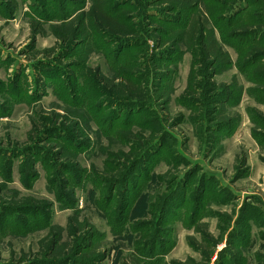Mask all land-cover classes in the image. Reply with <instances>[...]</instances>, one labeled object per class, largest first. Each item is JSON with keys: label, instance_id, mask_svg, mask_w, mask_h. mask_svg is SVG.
<instances>
[{"label": "rangeland", "instance_id": "1", "mask_svg": "<svg viewBox=\"0 0 264 264\" xmlns=\"http://www.w3.org/2000/svg\"><path fill=\"white\" fill-rule=\"evenodd\" d=\"M15 1L0 12V264H264V0H199L225 15L210 28L227 68L191 43L182 5L115 0L129 37L71 40L93 0Z\"/></svg>", "mask_w": 264, "mask_h": 264}, {"label": "trees", "instance_id": "2", "mask_svg": "<svg viewBox=\"0 0 264 264\" xmlns=\"http://www.w3.org/2000/svg\"><path fill=\"white\" fill-rule=\"evenodd\" d=\"M217 1L222 6L227 5L226 0ZM235 1L236 0H228L231 4ZM121 2L119 3V6L124 9V14L121 12L122 15L119 13L120 10L118 9L115 12L111 11V6H114L115 0H93L90 9L87 12H83L81 16L78 15L70 20L68 25H70L71 40L79 38L78 35L83 31V27L85 25H89L90 29L94 28V31L99 34H104V32H106V35L110 34L111 36L129 37L131 35L129 30L130 28L129 24L126 23L125 20L126 17H131L127 15V12H131V10L124 7V4L127 2ZM164 2L172 8L182 5V8L189 10V19L187 24L189 26V30L187 33L193 45L197 46L199 43L201 44L202 55L205 59L210 62H215V64H220V66H223L224 68H227L231 64L229 54L218 43L214 37L213 30L210 28L211 20L214 19L213 21L217 23L218 20L221 19V16L225 15L221 13L219 15H215L214 9L211 5H206L204 9L200 8L199 0H165ZM2 3L7 5V9L13 15L18 9V3L15 0H3ZM44 4H46V2H43L42 0H33L31 4L32 11L39 15L40 8ZM236 9L237 7H235L232 11L237 14L238 12ZM82 17H84L83 21L80 19ZM205 33H207V35H205ZM195 52L196 55L199 54L198 48ZM190 82L192 85L196 84L194 75H192ZM113 84H115V82ZM128 260L130 261V259ZM122 264H138V262L136 260H132L131 263L122 262Z\"/></svg>", "mask_w": 264, "mask_h": 264}, {"label": "crops", "instance_id": "3", "mask_svg": "<svg viewBox=\"0 0 264 264\" xmlns=\"http://www.w3.org/2000/svg\"><path fill=\"white\" fill-rule=\"evenodd\" d=\"M25 3V2H24ZM23 5H25V4H23ZM6 10H7V5H5L4 3H2V2H0V12H6ZM9 13H11L10 11H9ZM25 13V15H27L28 16V14L29 13H27V12H24ZM16 14H17V11L14 13V17L16 16ZM3 15L2 16H0V21L1 20H3V21H5L4 19H6V18H3ZM6 54H8V53H6ZM7 57V56H6ZM9 71H12L11 70V67L8 69Z\"/></svg>", "mask_w": 264, "mask_h": 264}]
</instances>
